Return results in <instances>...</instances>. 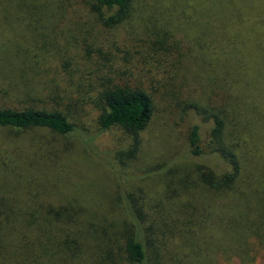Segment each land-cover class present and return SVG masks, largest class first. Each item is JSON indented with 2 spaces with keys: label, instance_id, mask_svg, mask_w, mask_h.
I'll use <instances>...</instances> for the list:
<instances>
[{
  "label": "rangeland",
  "instance_id": "rangeland-1",
  "mask_svg": "<svg viewBox=\"0 0 264 264\" xmlns=\"http://www.w3.org/2000/svg\"><path fill=\"white\" fill-rule=\"evenodd\" d=\"M50 1L54 5L62 3L57 15L18 12L16 4L20 0H0V109L56 111L75 128L69 136H59L44 128L0 127V197L21 207L34 201L36 205L53 206L69 203L91 214L104 212L108 217L104 223H112L116 243L128 222L121 210L127 198L133 199L136 208L144 213L146 226L149 221L156 227L165 226L164 220L178 213L194 211L203 215L216 206L228 207L233 202L257 210L264 204L263 171L244 169L242 177L230 183L226 191H213L200 182L197 167H207L219 174L225 164L208 155L189 156L186 134L190 124L198 125L200 148L207 154L211 122L202 124L190 112L168 107L167 96L161 101V91L148 83L153 82V74L154 79L157 75L148 73L146 68L151 67L152 58L166 54L165 48L151 50L140 40L159 35L166 40L165 46H172L167 56L192 48L190 58L201 56L207 63L189 65L188 75L195 79L197 68L213 70L211 58L221 54L223 57L226 48L214 45L200 51L194 44L198 46L203 37L192 30L170 26L165 15L157 19L156 14L161 10L164 13L169 0H136L135 18L117 29L101 28L92 16H87L80 6L81 1L87 4L88 0ZM133 52L140 55L139 65L144 66L137 67L143 73L137 77L148 85L136 80L135 71L129 67L133 63L127 62L124 70L117 69L119 65L114 60L130 61L129 53ZM113 69L117 71L112 74L113 80L125 79L123 82L129 87L143 89L152 100L151 119L138 133V148L132 158L127 156L133 138L129 133L116 127L100 132L96 124L97 84L106 77L105 72ZM129 72L132 76L124 77ZM206 79L189 83V92L196 89L193 101L204 102L202 97H207L203 85ZM249 116L258 118L256 114ZM226 141L234 143L236 139L231 135ZM242 142L255 145L254 162L264 161V125L250 128L249 134L244 132ZM88 222L90 219L83 221ZM212 223L209 219L195 225L196 234L186 231L187 227L178 229L176 237L168 231L160 236L148 234L146 263L246 264L241 261L253 258L247 264H264V233L254 234L250 225L242 231L236 225ZM240 231L244 233L242 238L238 237ZM118 264L130 263L122 258Z\"/></svg>",
  "mask_w": 264,
  "mask_h": 264
},
{
  "label": "trees",
  "instance_id": "trees-1",
  "mask_svg": "<svg viewBox=\"0 0 264 264\" xmlns=\"http://www.w3.org/2000/svg\"><path fill=\"white\" fill-rule=\"evenodd\" d=\"M135 1L88 0L87 4L81 1L80 9L86 11L87 16H92L99 27L117 29L135 18ZM61 4L54 5L50 0H20L16 10L30 15H57ZM161 13L162 10L156 14L157 19L165 15L170 26H180L196 32L201 39L203 37L201 42L198 40V46L194 44L200 51L214 45L227 50L223 57L221 54L211 58L213 70L197 68L195 79L188 75L189 65L200 63L204 66L207 63L201 56L192 60V48L176 50L167 56L168 48L172 46H165L166 40L159 35L151 34V37L140 40L145 48L151 46V50L165 48L166 54L152 58L153 62L148 59L151 67L146 68L148 73L157 75L154 79L153 74V82L148 83L161 91V101L167 96L168 107L190 112L201 119L202 124L208 120L211 122V129L207 131L210 136L208 153L200 148V127L192 123L186 134L187 154L192 157L208 155L223 162L225 169L216 174L207 167H197V178L213 191L229 190L233 181L242 177L244 169L245 172L248 168L264 172V161L252 160L257 152L255 145L242 142L244 132L249 134L250 128L264 125V0H169L167 9ZM175 46L178 48L176 43ZM133 54L129 53L130 61L116 58L114 62L120 66L117 69L124 70L128 67L125 66L127 62H131L130 70L140 73L137 67H144L139 65L142 59L137 53ZM116 72L114 69L105 72L106 77L97 84L96 124L100 132L116 127L123 133H129L133 138L127 156L132 158L138 148V133L149 123L153 105L143 89L129 87L123 82L125 79L113 80ZM135 72L136 80L148 85L137 77L143 73ZM127 75L132 76V73L124 77ZM203 77L208 78L203 82L208 94L202 97L207 103L193 101L196 89L189 92V83ZM198 88L203 89L200 85ZM250 114H256L258 118L254 120ZM0 127L13 130L44 128L59 136H69L75 128L63 114L35 108L0 109ZM231 135L236 139L234 143L226 141ZM261 155L264 156L263 153ZM123 202L125 207L121 210L128 222L122 227L116 243L112 223H104L108 219L104 212L91 214L89 210L75 209L69 203L53 206L36 205L34 201L21 207L13 200L7 202L6 197H0V264H118L122 258L130 264H147L145 240L148 234L160 236L168 231L171 237H176L177 230L186 227V231L196 234L195 225L205 224L209 219L215 224L239 226L242 231L250 225L254 234L264 233V204L257 210L233 202L228 207L216 206L212 212H203V215L194 211L178 213L168 216L164 220L165 226L156 227L149 221L146 226V217L136 208L133 199L127 198ZM100 213L101 218L98 216ZM89 219L91 222L83 223ZM238 237H244V233H239ZM241 262L251 263L253 258Z\"/></svg>",
  "mask_w": 264,
  "mask_h": 264
}]
</instances>
